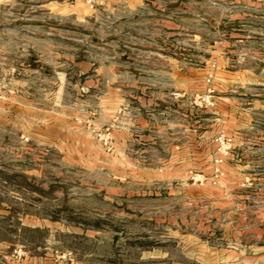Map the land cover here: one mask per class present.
Segmentation results:
<instances>
[{
    "label": "rangeland",
    "instance_id": "rangeland-1",
    "mask_svg": "<svg viewBox=\"0 0 264 264\" xmlns=\"http://www.w3.org/2000/svg\"><path fill=\"white\" fill-rule=\"evenodd\" d=\"M257 255L264 0H0V264Z\"/></svg>",
    "mask_w": 264,
    "mask_h": 264
},
{
    "label": "crops",
    "instance_id": "crops-1",
    "mask_svg": "<svg viewBox=\"0 0 264 264\" xmlns=\"http://www.w3.org/2000/svg\"><path fill=\"white\" fill-rule=\"evenodd\" d=\"M128 1H132V0H128ZM134 1L135 3H138L140 0H134ZM76 67L79 70L78 72L79 76L84 74L82 83L87 86V89H89V91L100 92L99 69L102 66L99 67L98 64L96 65L93 61L80 60L79 62H77ZM134 72L135 71H133V73ZM162 95L163 94L161 92V97L155 100H148L146 97L143 96V99L145 100V102L144 104H142L143 108H141V110H147V107H149L148 105H151L153 109L155 108L156 111L158 110L159 113L163 114L166 106L164 103L165 100L162 98ZM138 96L142 97L141 95H138ZM96 97L98 98V101L100 104V112H101L100 93H98ZM149 123L151 124V120ZM149 123L147 122V124ZM34 219L39 220L37 217ZM36 225L38 224L37 223L32 224V226H36ZM241 261H243L245 264H256L257 262H260V264H264V255L263 256L257 255L255 258L243 257V258H240V262Z\"/></svg>",
    "mask_w": 264,
    "mask_h": 264
},
{
    "label": "built area",
    "instance_id": "built-area-1",
    "mask_svg": "<svg viewBox=\"0 0 264 264\" xmlns=\"http://www.w3.org/2000/svg\"><path fill=\"white\" fill-rule=\"evenodd\" d=\"M97 136H99V139L102 141L103 143V136H102V130H99V132L97 133ZM219 137V141H224V137H222L221 135L218 136Z\"/></svg>",
    "mask_w": 264,
    "mask_h": 264
}]
</instances>
